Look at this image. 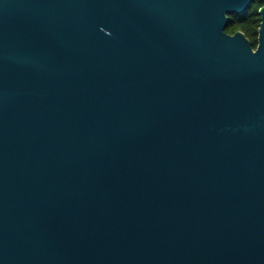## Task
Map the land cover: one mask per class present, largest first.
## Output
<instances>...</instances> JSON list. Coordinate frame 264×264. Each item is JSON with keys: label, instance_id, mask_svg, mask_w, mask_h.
Returning <instances> with one entry per match:
<instances>
[{"label": "water", "instance_id": "water-1", "mask_svg": "<svg viewBox=\"0 0 264 264\" xmlns=\"http://www.w3.org/2000/svg\"><path fill=\"white\" fill-rule=\"evenodd\" d=\"M0 0V264H264V4Z\"/></svg>", "mask_w": 264, "mask_h": 264}, {"label": "trees", "instance_id": "trees-1", "mask_svg": "<svg viewBox=\"0 0 264 264\" xmlns=\"http://www.w3.org/2000/svg\"><path fill=\"white\" fill-rule=\"evenodd\" d=\"M263 4L264 0H254L245 13L231 14L226 31L231 34L238 30L243 31L251 40L253 47L256 48L258 45V29L261 22L259 9Z\"/></svg>", "mask_w": 264, "mask_h": 264}]
</instances>
